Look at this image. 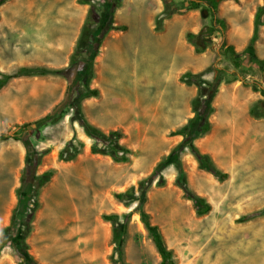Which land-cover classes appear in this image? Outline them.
<instances>
[{
    "label": "rangeland",
    "instance_id": "1",
    "mask_svg": "<svg viewBox=\"0 0 264 264\" xmlns=\"http://www.w3.org/2000/svg\"><path fill=\"white\" fill-rule=\"evenodd\" d=\"M79 1L6 0L0 5V73L11 74L21 67L63 71L57 76L13 79L0 89V134L11 136L15 125L46 118L21 134V141L10 139L0 144V231L9 225L17 207V189L22 188L23 192L29 193V198L24 196L28 206L23 207V215L28 213L34 202L37 204L30 233L19 242L21 227L14 230L0 250V264H24L26 257L21 243L26 245L27 254L39 264H110L109 256L113 252L111 225L102 216L114 214H130L121 246L122 262L159 264L160 256L141 222L140 212L146 213L150 223L158 227L165 247L171 251L174 264H264V216L239 221L245 215L264 209V179L245 182L243 173L249 174L251 169L256 171L254 166H246L245 172H240V167L232 166V171H229L228 151L224 150L223 154V150L213 146L211 149V145L217 144L209 137L212 112L208 117V132L195 139L193 146L200 154L208 156L217 171L225 177L219 179L201 169L188 147L178 151L187 190L209 205L206 214L197 216L191 202L185 197V190L176 185L179 174L176 163L155 170L156 165L183 140L181 136H170L175 131H161L163 119L175 112V108L183 102V94L175 93L170 84L164 83L159 75L162 71H155L154 75L151 70L147 71V65L140 69L133 63L128 64L129 72L126 74L128 68L119 62L124 54L115 59L111 57L114 55L110 51L112 41L100 63L103 74L106 73L110 81L108 86H103L111 89L102 97V124H115L116 113L119 115L124 97L129 102L125 109L138 110L140 116L127 119L125 125L134 119L138 121L133 128L120 127L111 131L120 134L118 144L129 150L127 162L114 163L106 155L90 153L91 146H104L88 137L81 126V119L87 121V114L97 115L101 101L99 88L93 80L95 63L92 78L85 84L82 78L83 60L87 53L81 51L80 61L69 66V57L75 45L71 46L70 36L65 47L59 44L58 40H63L66 34L61 36L57 23H61L59 19L62 21L64 15H76L80 7L85 8L86 13L91 9L94 17L98 18L103 5L111 0H90V5L79 4ZM170 1L177 4L184 0ZM218 4L222 6L224 18L233 24L236 45L240 46L250 33L253 12L262 4V0H238V5L233 0H221ZM234 5L236 9H233ZM149 6L159 13L162 10L161 0H155ZM118 8L112 15V25L125 30V26L117 25ZM143 8L147 7L143 5L142 11ZM198 10L201 18H208L211 25L208 13L204 15ZM127 15L126 19L130 20ZM260 20L262 25L258 28V38L254 43L256 50L253 49V52L236 54L233 50L236 55L233 57L231 53L220 50L221 40L216 37L210 46L216 60L202 77V87L207 89L213 84L216 87L215 95L222 85L242 83L260 96L258 112L264 110V106L261 110L264 97L251 86L256 85L264 90V70L262 73L253 68L249 70L247 65L253 54L264 58V14ZM126 24L129 31L136 29L134 21ZM73 25L74 20L67 29L69 35ZM37 48L39 58L43 57L44 61H34V57H31L32 49ZM53 48L62 53L61 58L54 60L49 57ZM150 54L154 56V64L168 58L155 49ZM174 60L179 61L177 58ZM235 62L239 68H235ZM112 69L117 74L110 72ZM145 73L153 82L148 86L139 83ZM117 80L122 82V87L115 82ZM86 89L96 90L98 96L80 101ZM226 95L222 94L223 97ZM114 99L119 101L115 102ZM16 104L21 105L20 116L15 115L19 112L15 109L17 107H12ZM188 109L189 119L193 117L190 101ZM87 122L91 125L89 120ZM151 122H155V126L150 125ZM102 133L108 135L109 132ZM223 136L227 138L226 134ZM26 142L33 148V158L26 153ZM70 145L79 149L78 155L70 162L59 161V153ZM259 150L261 155L264 154V146ZM222 154L225 157H221ZM26 165L37 176L51 173L36 197L32 196L31 176H24L25 180L22 178ZM129 187H134L133 200L119 202L114 198V194ZM115 257H118L117 252Z\"/></svg>",
    "mask_w": 264,
    "mask_h": 264
},
{
    "label": "crops",
    "instance_id": "2",
    "mask_svg": "<svg viewBox=\"0 0 264 264\" xmlns=\"http://www.w3.org/2000/svg\"><path fill=\"white\" fill-rule=\"evenodd\" d=\"M154 2L155 0H132L130 2L128 0H124L123 4L118 8L119 11L117 12L116 19L117 25L125 26L126 29L123 31H110L101 41L98 56L94 61L95 76L93 79L94 84L99 88L98 97H101V101L99 103L98 110L96 111V116H88V114H85L88 118L87 121L89 120L91 125L101 132H111L120 127L133 128L138 124V121L134 119L130 121V124L125 125V123H128L126 122L127 119L131 116H140V111L138 110L135 111L125 109L129 102H127L124 97V100L123 98L121 99V102L123 103L121 104L119 115L116 113L115 124H102L101 119L104 117L102 97H105L107 93L111 92V89L107 88L110 81L106 76V73L103 74L100 63L102 58H104V51L109 50L108 45L111 41L112 46L110 51H113L112 54H114L111 56L113 57L112 59L124 54L119 61L121 66L128 68V64L133 63L135 67L138 66V68L141 69V66L147 65V71L151 70L154 75H156L155 71H162L159 75L164 83L170 84L175 93L183 94V102L180 103L178 108H175L174 113L169 114V117H165L162 121L163 128H160L161 131L165 132L176 131L186 124L189 117V101H191V99H193L196 95V89L194 86H186L179 81L181 75L185 73H201L212 66L216 60L215 56L211 53L210 46L213 45V42L216 41V37L218 36L211 37L209 43L207 44V50L200 54L195 53L193 46L188 43L186 38L188 33L197 34L201 28L210 26V21H207L208 18L203 19L200 16L199 10H192L183 15L172 16L170 19L164 21L163 29L156 32L154 30V21L159 11L156 12L149 6L150 4H154ZM236 4L238 5V2ZM143 5L147 8H143L142 11ZM221 7V4H218L216 18L223 20L225 24L223 40L227 46H231L233 48L236 54H240L244 52L252 36L254 15L258 6L253 12L252 24L249 30L250 33L245 37L246 40L240 46L236 45V38L232 32L233 24L224 18L223 13L221 12ZM234 8L236 9L237 7L234 5L233 9ZM85 13L86 9L80 7L77 10L76 15H64L62 17V21L59 19L61 23L57 24H59L58 29L61 30V36L66 34L63 40H58L61 46L65 47L67 45L68 36L71 37V46L75 45L85 19ZM126 13L129 14L130 20L126 19L128 16ZM121 16L123 17L121 18ZM73 20L74 25L72 26L71 34L69 35L67 29L71 26ZM131 21L136 23V29L133 31H129L126 24ZM60 26L62 27L61 29ZM53 49L54 50L51 51L52 53H50L52 55L49 57H53L54 60L61 58L62 53L55 48ZM153 49L168 58H166V60L162 63L154 64V56H151L150 54ZM254 49L256 50V46H254ZM34 50L35 49H32L31 52H34ZM37 51L38 48L36 52ZM43 53L44 52H42V54ZM58 53L61 54L58 55ZM38 56V54H35V58H38ZM243 57L245 56L243 55ZM175 58L179 59V61H175ZM44 60L45 59L41 61ZM110 72L117 74L115 69L110 70ZM128 72L129 68L125 70L126 74ZM121 81L123 80L121 79ZM121 81L117 80L115 82H119L118 85L121 86ZM139 83L142 86H148L153 82L149 80L148 73H145V75L140 78ZM104 84H107V86H103ZM223 93H227L228 95L223 97ZM259 97L260 96L257 93L251 91L242 83H237L232 86L222 85L217 94L214 96V100L212 102L213 113L210 118L211 132L209 137L211 136V141L217 144L211 145V149L213 146L215 149L223 150V153L225 152L224 150L228 151L229 171H232V166L234 168L240 167V172H245L246 166H254L256 171L251 169L249 174H246V172L243 173L245 182L264 179V154L261 155L259 150L262 146H264V118L254 119L249 115V109L256 102L260 101ZM137 100L139 101V99ZM114 101L118 102L119 99H114ZM263 106L264 105L261 104V110H263ZM12 107H17L15 109L17 111L19 110V112L15 115L20 116L21 105L16 104V106ZM263 111H261L262 114H264ZM144 113L147 114L148 112ZM149 116L154 115L149 114ZM152 124L155 126V122L150 123V125ZM225 134L227 135V138L223 136ZM251 135L252 138L250 139ZM225 143L227 145H225ZM57 264L65 263L60 262Z\"/></svg>",
    "mask_w": 264,
    "mask_h": 264
},
{
    "label": "trees",
    "instance_id": "3",
    "mask_svg": "<svg viewBox=\"0 0 264 264\" xmlns=\"http://www.w3.org/2000/svg\"><path fill=\"white\" fill-rule=\"evenodd\" d=\"M6 0H0V5ZM221 0H184L180 3H174L170 0H161L162 2V10L156 15L154 21V30L159 32L163 29L164 21L170 19L174 15H183L192 10L200 9L201 12L204 10L207 11L209 17L211 18V25L208 27H203L197 34L188 33L186 35L187 41L194 48L195 53L200 54L206 50V46L209 43L211 37L218 36L221 40L220 50L224 52H229L233 57H235V53L231 46H227L225 41L223 40V31L224 29V21L216 18V7ZM236 3L238 0H233ZM122 0H111L103 5V9L99 14V17L96 18L93 15L91 9H89L85 15V19L83 25L80 30L79 37L76 41L73 53L69 57V66H74L80 61V56L82 54L81 51L86 52L84 63V76H82L83 81L88 83V81L92 78V67L95 57L99 52V47L104 36L110 31H123V27H115L112 25V15L114 11L120 7ZM79 4L90 5V0H80ZM264 14V0H262V4L257 7L253 20V32L252 36L249 40L248 45L246 46L244 52L249 53L253 52L254 43L258 38V28L262 25L260 20L261 16ZM95 26V28H94ZM235 68H239V64L237 62L234 63ZM248 69H255L258 72L262 73L264 70V58L260 59L254 54L250 57L249 64L247 65ZM210 71L209 68L204 70L198 74H190L185 73L181 75L179 81L186 86H195L197 89L196 96L190 101L191 112L193 117L187 119L186 124L181 127L179 130L170 133V136H181V143L173 149L169 153V155L159 162L155 170H159L162 166L171 165L172 163H176V169H178L179 174L176 179V185L185 190V197L191 202L192 208L197 216H202L209 211V205L204 202V200L190 193L186 188V181L184 173L181 170L180 163L178 160V151L182 147H188L193 157L197 160L199 167L212 175L218 177L219 179H223L225 177L224 174H221L214 167L208 156L200 154L193 146V141L200 136L206 134L209 130L208 117L213 112L212 108V99L216 93V87L209 85V88H203L202 77ZM63 73V71L59 70H51L47 68H18L14 73L11 74H1L0 73V89L5 86L7 82L13 79L21 78V77H35V76H57ZM254 91H258L261 96L264 97V90L257 88L256 85L251 86ZM98 96V92L94 89H86L84 93L81 95V99L87 98H96ZM260 105V101L256 102L250 109L249 115L254 119L264 118V114L257 111V107ZM46 118H42L38 121L32 123H24L21 125L14 126L13 135H8L6 133L0 134V144L7 142L8 140L13 141H21V134L25 133L29 127L32 125H37L40 122L44 121ZM81 126L84 129L85 133L88 137L103 143L102 148H98L96 145L90 147V153L94 155H106L108 156L114 163H125L128 160L129 150L125 148L123 145L118 144V140L120 139V134L116 132H109L108 135H104L100 130L88 124L85 119H81ZM26 153L30 158H33L34 151L29 142L25 143ZM79 149L70 146L65 147V149L59 153L58 159L63 162L73 161L78 155ZM31 160V159H30ZM29 165H26V168L23 172V180L27 176H31L33 184V193L32 196L37 195L38 190L47 182L48 178L51 176L50 172H46L42 175H35L34 171H29ZM25 176V178H24ZM24 182V181H23ZM17 207L13 211L12 219L7 227L0 231V250L6 244L9 238H11L14 230L17 227H21L19 229L20 239H17L19 242L25 240L31 230V220L33 216V212L37 208L36 202L33 203V206L28 210V213L23 215L22 210L24 206H28L25 204V197L29 198V193H25L22 191V188L17 189ZM25 196V197H24ZM134 195V187H129L123 192L114 194V198L121 202L123 200H133ZM29 208V207H28ZM264 216V209H261L256 212H252L248 215H245L239 219L240 222L247 221L256 217ZM130 214H122L121 216L114 214L108 216H102V219L106 222H109L111 225V245L113 246V252L109 256L110 264H125L122 262V241L123 235L125 232V227L128 223ZM140 219L143 223L147 233L149 234L150 240L153 243L156 252L160 256L159 264H174L172 261L171 251L168 250L159 233L158 227L153 225L149 221V216L140 212ZM21 247L25 252V261L24 264H39L36 263L30 255L27 254L26 245L21 243ZM117 252L118 257H115V253Z\"/></svg>",
    "mask_w": 264,
    "mask_h": 264
},
{
    "label": "bare ground",
    "instance_id": "4",
    "mask_svg": "<svg viewBox=\"0 0 264 264\" xmlns=\"http://www.w3.org/2000/svg\"><path fill=\"white\" fill-rule=\"evenodd\" d=\"M35 54H38V51L36 52V49L34 50V52H31V57H32V56L34 57V58L32 57L34 61H41V60H43V57H42V59L39 58V57H41L40 55L38 56V58H35ZM42 55H43V54H42ZM32 58H31V59H32ZM47 59H48V58H47ZM30 61H31V60H30ZM31 62H33V61H31ZM1 110H2V108H1ZM2 111H4V110H2ZM16 116H18V115H16ZM223 154H225V152H224ZM223 154L221 155V157H225V155H223ZM219 156H220V155H219ZM226 156H228V153H226Z\"/></svg>",
    "mask_w": 264,
    "mask_h": 264
},
{
    "label": "water",
    "instance_id": "5",
    "mask_svg": "<svg viewBox=\"0 0 264 264\" xmlns=\"http://www.w3.org/2000/svg\"><path fill=\"white\" fill-rule=\"evenodd\" d=\"M203 14H204V15L207 14V11L204 10V11H203Z\"/></svg>",
    "mask_w": 264,
    "mask_h": 264
}]
</instances>
